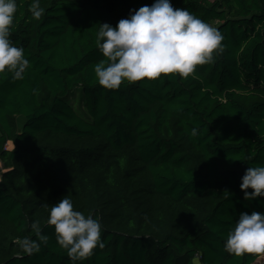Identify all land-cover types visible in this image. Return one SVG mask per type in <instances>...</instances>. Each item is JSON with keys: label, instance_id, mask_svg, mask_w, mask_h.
I'll list each match as a JSON object with an SVG mask.
<instances>
[{"label": "trees", "instance_id": "trees-1", "mask_svg": "<svg viewBox=\"0 0 264 264\" xmlns=\"http://www.w3.org/2000/svg\"><path fill=\"white\" fill-rule=\"evenodd\" d=\"M31 2L17 0L10 35L29 67L0 73V264H71L47 225L65 196L102 229L78 264H264L224 251L241 213H264L240 188L264 166V0H171L220 31L223 51L187 79L117 90L95 76L100 24L155 0H40L39 20ZM33 222L49 240L27 255L17 241L36 239Z\"/></svg>", "mask_w": 264, "mask_h": 264}, {"label": "clouds", "instance_id": "clouds-1", "mask_svg": "<svg viewBox=\"0 0 264 264\" xmlns=\"http://www.w3.org/2000/svg\"><path fill=\"white\" fill-rule=\"evenodd\" d=\"M17 8V0H0V73L8 71L14 79H23L29 60L24 49L10 39ZM28 11L36 20L44 14L40 0H32ZM223 39L220 31L187 9L174 8L171 0H155L151 6L131 10L116 26L100 24L95 43L106 60L94 66L95 76L99 86L108 90L119 89L125 81L154 80L162 74L187 79L197 65L210 63L214 52L223 51ZM191 134L195 137L198 130L193 128ZM240 188L245 200L264 197V166L248 167ZM47 225L54 226L56 241L67 251L71 264L89 258L97 246L104 247L99 219L74 210L66 196L51 207ZM31 228L36 239L17 241L27 255L39 252L41 244L49 240L38 222ZM224 251L235 256L264 253V213H241L227 235Z\"/></svg>", "mask_w": 264, "mask_h": 264}, {"label": "rangeland", "instance_id": "rangeland-1", "mask_svg": "<svg viewBox=\"0 0 264 264\" xmlns=\"http://www.w3.org/2000/svg\"><path fill=\"white\" fill-rule=\"evenodd\" d=\"M18 126H19V129H22L24 124H25V118L23 116H19L18 119ZM11 147V146H9ZM7 165L6 163H3L1 160H0V177H1V171H5L7 169ZM196 264H200V261L199 259L196 260Z\"/></svg>", "mask_w": 264, "mask_h": 264}]
</instances>
